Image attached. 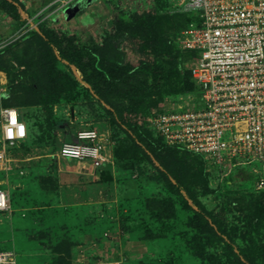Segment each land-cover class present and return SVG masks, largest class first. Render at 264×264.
Wrapping results in <instances>:
<instances>
[{
  "label": "rangeland",
  "instance_id": "374dc122",
  "mask_svg": "<svg viewBox=\"0 0 264 264\" xmlns=\"http://www.w3.org/2000/svg\"><path fill=\"white\" fill-rule=\"evenodd\" d=\"M22 2L25 6L24 15H28L24 22H15L0 8V108L4 106L5 99L18 97L15 99L19 104L14 106L20 107L21 117L26 120L29 129L26 143L12 149L14 156L23 159L26 170L22 174H9L0 170V184L8 189L13 202L11 214L0 213V249L15 250L18 264H56L59 255L56 246L60 240L64 236L70 237L69 232L76 236L77 230L83 229L95 232L98 240L106 242L102 251L104 254H90L85 251L86 248L73 247L72 264H88L90 261L108 259L109 256H118L122 260L115 264H236L225 256L216 263L198 256L199 251L222 252V244H209L207 239L199 236L197 229L190 223V217L194 214L189 205L190 200L170 193L150 163L138 158H115L114 149L127 147L129 138L122 129L110 122L106 103L74 101L76 87L66 91L56 101L47 99L46 103L25 104V98L21 97L34 80V74L31 69L18 64L17 58H35L36 50L27 46L26 39L37 24L73 35L83 45L92 39L101 40L105 30H113L114 21L123 10L155 9L156 19L161 18L162 33L178 47L181 33L193 21V10L187 8V0ZM128 53L132 62L140 59L131 50ZM182 60L188 67L186 52L182 53ZM57 67L72 76L79 74L60 62ZM146 79L151 81V71L137 68L127 80L119 84L120 91L113 94L112 100L128 103L131 96L126 93L127 88ZM170 81L171 86L165 84L160 95L144 97L143 104L134 114L139 124L148 126L149 118L165 108L197 105L199 91L180 90L182 85L174 77ZM172 88L176 89L173 90L175 92ZM86 125L97 127L111 140L110 179L88 181L89 178L77 177V174L66 170L72 163L57 158L61 141L73 138L75 129ZM193 162L199 164L197 159H193ZM250 169L251 165H243L227 175L211 174L209 191L204 193L203 185L197 186V191L204 204L222 222L236 229L240 242L241 236L251 232L264 251V208L254 206V199L263 198L264 195L253 192L255 179L244 171ZM83 182L91 186L97 183L95 193L100 195L97 198L107 199V203L93 204L92 210L86 214L73 211L75 206L72 209L75 215H69L66 207L59 210L57 216L54 215L48 207L60 201L61 192L74 197L70 201V206H74L73 200L78 196L76 191L80 190V185H84ZM60 185L63 186L60 188ZM47 193L53 196L46 198ZM149 197H171L175 201V216L157 218L155 211L145 207V199ZM25 201L38 207V210H45L46 223L34 222L28 212L22 211L18 205ZM68 217L74 219L69 220Z\"/></svg>",
  "mask_w": 264,
  "mask_h": 264
},
{
  "label": "trees",
  "instance_id": "16d2710c",
  "mask_svg": "<svg viewBox=\"0 0 264 264\" xmlns=\"http://www.w3.org/2000/svg\"><path fill=\"white\" fill-rule=\"evenodd\" d=\"M0 8L15 22H24L28 18V15H24L25 6L22 0H1ZM156 18L155 9L123 10L114 21L113 30H105L101 40L92 39L83 45L73 35L37 24L26 39L27 46L36 50L35 58H17L18 64L31 69L34 74V80L21 97L25 98V104L46 103L47 99L56 101L66 91L76 87L74 101L106 103L110 122L122 129L129 138L127 147L114 149L115 158H138L150 163L158 171L170 193L190 200L189 205L194 212L190 223L197 229L199 236L207 239L209 244H222V252L199 251L198 256L213 263L225 256L236 264H264V251L255 235L251 232L245 233L240 237V242L236 229L222 222L199 197L197 186L203 185V192H208L211 186L210 175L215 173L207 169L205 159L189 150L166 144L152 128L139 124L134 116L143 104L144 97L160 95L165 84L171 86L172 77L182 85L180 90L199 91L191 70L182 60L183 52L187 53L189 62L195 52L184 49L179 44L175 47L160 29L161 18ZM196 19L197 14L193 12L192 20ZM128 50L139 55L140 59L132 62ZM59 62L79 74L72 76L68 71L58 68ZM137 68L151 71V81L146 79L127 88L126 93L131 96L128 103L112 100L113 94L120 91L119 84L127 80ZM173 90L176 89L172 88ZM15 98L5 99L4 106L19 104ZM14 107L18 108L20 118L23 119L20 107ZM28 136L29 132L21 144L26 143ZM193 159H197L199 164H195ZM101 169V179H110L109 169ZM253 192L264 195V189L253 188ZM11 204L13 206L12 201ZM254 206L264 208V197L254 199ZM145 207L155 211L156 217L161 219L174 217L176 213L175 201L171 197L146 198ZM68 235L70 237L64 236L56 246L59 254L56 264H72L71 253L77 241L69 233ZM109 260L122 262L118 256L110 257ZM93 263L94 261H90L88 264Z\"/></svg>",
  "mask_w": 264,
  "mask_h": 264
},
{
  "label": "built area",
  "instance_id": "2783aa9c",
  "mask_svg": "<svg viewBox=\"0 0 264 264\" xmlns=\"http://www.w3.org/2000/svg\"><path fill=\"white\" fill-rule=\"evenodd\" d=\"M186 6L197 19L181 33L179 45L195 52L188 67L199 89L198 103L159 110L148 126L166 144L201 155L217 174L251 165L244 171L253 175L254 189L263 190L264 0H187ZM0 121V169L8 172L11 150L25 141L29 129L14 106H1ZM108 144L102 131L86 125L61 141L57 155L102 168L111 159ZM0 195V213L11 212L10 193L1 184ZM0 264H18L15 250L0 249Z\"/></svg>",
  "mask_w": 264,
  "mask_h": 264
},
{
  "label": "crops",
  "instance_id": "0c3cea01",
  "mask_svg": "<svg viewBox=\"0 0 264 264\" xmlns=\"http://www.w3.org/2000/svg\"><path fill=\"white\" fill-rule=\"evenodd\" d=\"M86 124H88V123L86 122ZM76 130L77 129H75V132H76ZM74 136H75V133H74ZM107 148H108L107 153L109 154L110 157H112L111 146L109 144H108ZM11 154L14 158L13 168L10 171H8L7 173H9V174H22L26 170L25 167H23V162H22L23 159L19 158L17 156H14L12 153V150H11ZM57 158H59L60 161L63 160V161H67V162L72 163L71 167L67 168L66 170H69L73 174H77V177L89 178L88 181H96L99 178L101 179L102 169L101 168H95L90 161H77V160H73V159L63 158L60 156H58ZM104 167H105V169H110V161L107 164H105L103 166V168ZM0 170H3V169H0ZM60 175H61V173H60ZM83 184L84 185H80V190L76 191L78 196H77V198H75L76 200L75 199L73 200L74 201L73 204H75L74 206H70V201L74 197H69L70 195H67V193H64L63 191L61 192L60 201L59 200L55 201L48 207L49 209L53 210L54 215L57 216L58 211L62 210L64 207L69 209L66 212H68L69 215H71V216L73 215V213L75 215V212H79V214H81V213L86 214L88 211L92 210L91 207L93 204H95V203L97 204V202H106L107 201V199H98L97 198L98 196H100V195H97V193H95L96 187L98 186L97 183L93 184V186H91L89 184H85L84 182H83ZM62 186L63 185H60V188ZM83 186H84V190L82 189ZM52 196L53 195L50 193L46 194V198H51ZM28 202L29 201H25L18 206L22 209V211L28 212L30 214L31 220H33L34 222H37V223L40 222L43 224V222L45 221L44 218H46V215L44 214L45 210H42V209L38 210V207L31 206V205H29ZM75 206H76V208L73 209V207H75ZM107 206L110 207V203H108ZM41 207H46V206H41ZM81 207H82V209H80ZM88 208H90V210ZM72 209L75 212H73ZM6 213L11 214L12 211L11 212L7 211ZM108 216L110 217V213L108 214ZM71 218L68 217L69 220ZM72 219H74V218H72ZM44 223H46V222H44ZM82 226H85V225H82ZM77 232H78V235H76V236H74L71 232H69L71 237L77 241V243L74 246L75 248L81 246L83 248H86V250L85 249H82V250H85L86 252H88L90 254L91 253L104 254L102 251L104 250V245L106 242L103 239L98 240V238H97L98 235L95 234V232H93V231L91 232L89 230L85 231L83 229L82 230L78 229ZM105 235H106V232H105ZM109 244H111V243L109 242ZM111 257H113V256H111ZM109 258H110V256L108 257V259ZM113 261L114 262H112V263H114V264L120 262V260H113Z\"/></svg>",
  "mask_w": 264,
  "mask_h": 264
},
{
  "label": "clouds",
  "instance_id": "9594fccd",
  "mask_svg": "<svg viewBox=\"0 0 264 264\" xmlns=\"http://www.w3.org/2000/svg\"><path fill=\"white\" fill-rule=\"evenodd\" d=\"M4 206V197L3 195H0V207Z\"/></svg>",
  "mask_w": 264,
  "mask_h": 264
},
{
  "label": "snow or ice",
  "instance_id": "6c2138e0",
  "mask_svg": "<svg viewBox=\"0 0 264 264\" xmlns=\"http://www.w3.org/2000/svg\"><path fill=\"white\" fill-rule=\"evenodd\" d=\"M13 123H15V120H13ZM24 134V129L21 127L20 129V135H23Z\"/></svg>",
  "mask_w": 264,
  "mask_h": 264
}]
</instances>
